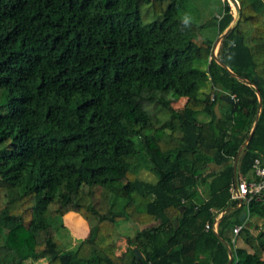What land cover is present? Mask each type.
I'll use <instances>...</instances> for the list:
<instances>
[{
  "label": "trees",
  "instance_id": "1",
  "mask_svg": "<svg viewBox=\"0 0 264 264\" xmlns=\"http://www.w3.org/2000/svg\"><path fill=\"white\" fill-rule=\"evenodd\" d=\"M178 2L0 0V264H264V232L247 220L264 219V201L233 222L245 208L228 190L258 112L237 174L264 164V0H238L217 52L256 84L260 111L255 87L201 33L227 26L228 1L203 23ZM71 212L88 229L73 247L55 230ZM124 222L136 228L119 258Z\"/></svg>",
  "mask_w": 264,
  "mask_h": 264
},
{
  "label": "rangeland",
  "instance_id": "2",
  "mask_svg": "<svg viewBox=\"0 0 264 264\" xmlns=\"http://www.w3.org/2000/svg\"><path fill=\"white\" fill-rule=\"evenodd\" d=\"M178 5H179L178 12H179L180 17L183 19L189 20V21H193L195 23H203L209 19H214L216 18V16L221 14L223 11V0H179ZM230 7H231V10L233 11V8L231 5ZM214 30L215 29L213 28V26L212 27L209 26V27L204 28L201 31V33L202 35H205L209 38H213V33L215 32ZM214 40H215V37L213 38V41ZM209 85H210L209 82H204L200 88L201 89L200 92L208 91L210 88ZM182 104H183V99L181 98L176 99L174 101V106L176 107H180ZM197 117L201 121L206 119V117L202 113L197 114ZM139 176L149 181L155 180V176L147 169H142L139 172ZM74 216H75L74 213L67 214L63 219L64 227H61V228L58 227V229H55L56 237L64 241L70 247H73L76 243H78L84 237L85 231L87 230V225H86L82 229L81 235H78L80 237L74 236L73 233H75L74 232L75 230L77 232H80V229L82 227L81 225L83 222V220L81 222L79 218L75 219ZM247 220H248V223H250L252 227L256 226V229H254L255 230L254 234H258L259 232H264V219H261L260 217L256 215H250ZM51 221H52L54 228H56L57 225L59 224L58 218L52 219ZM117 227H118L119 237L117 238V240L114 242V244L111 247L112 252L116 256L118 255L116 254V252L121 250L120 249L121 244L123 245V243L120 244V241H118L120 240L119 238L129 235L132 228H136V226L131 223L124 222V223H119ZM233 239L235 241L234 242L235 247H238V246L244 247V243L241 239L239 238L236 239V236H234ZM72 241H76V242L73 243ZM124 246L125 245H123V247ZM42 261H45V260L38 259L34 261V264H39Z\"/></svg>",
  "mask_w": 264,
  "mask_h": 264
},
{
  "label": "water",
  "instance_id": "3",
  "mask_svg": "<svg viewBox=\"0 0 264 264\" xmlns=\"http://www.w3.org/2000/svg\"><path fill=\"white\" fill-rule=\"evenodd\" d=\"M227 1H228V3L233 8V14H232V17H231L229 23L227 24V26L216 36L215 40L213 41V43H212L211 57L219 65H221L222 67H224L229 72L230 75H232L233 77H235V78H237L239 80L245 81L247 84L253 85L255 87L256 94H257V97H258V110L260 111V109L262 107V99H261V96H260V91H259L258 87L256 86V84L253 83V82H251L250 80H247V79L243 78L242 76L238 75L234 71H232L217 56V51H216L217 47L220 45L222 39L226 36V34L231 29H233L236 26V24L238 23V21H239V19L241 17V8H240V5L238 3V0H227ZM226 100L229 101V102H232L233 101V99H232L231 96L227 97ZM214 111H215V114L217 115V117L220 116L218 104L215 105ZM258 117H259V112L255 116V119H254V122H253V125H252V128L250 130V133H249L248 137L243 142V144L240 146V148L238 150L237 157L235 158V160L233 162V178H236L237 177V162H238L239 155L241 153L242 148L247 144V142L252 137V135L254 133V130L256 128L257 122H258ZM212 165L215 166V164H212ZM246 216H247L246 211H242L241 214H240V216L238 218H234L232 221L233 222H236V221H240V222L241 221H244L246 219ZM174 223H175V227H176L177 226V218L174 220ZM214 231L216 232V230H214ZM221 240H223V239H221ZM223 242L226 244V246L228 248V254H229V261H228V263H229L232 260V250H231V247L229 246V244L226 241L223 240ZM134 255H135V258L137 260L141 259V257H142V254L139 252V250L137 248H134Z\"/></svg>",
  "mask_w": 264,
  "mask_h": 264
},
{
  "label": "built area",
  "instance_id": "4",
  "mask_svg": "<svg viewBox=\"0 0 264 264\" xmlns=\"http://www.w3.org/2000/svg\"><path fill=\"white\" fill-rule=\"evenodd\" d=\"M228 190L230 199L236 202V207H244L246 214L251 200L264 201V164L261 158L256 157L254 159L251 170L246 177L237 174V177L233 178L230 183ZM219 217L215 218L212 224L213 230H216ZM206 228H209L208 224H206ZM240 229L241 225H236L233 229L234 234L237 235Z\"/></svg>",
  "mask_w": 264,
  "mask_h": 264
},
{
  "label": "crops",
  "instance_id": "5",
  "mask_svg": "<svg viewBox=\"0 0 264 264\" xmlns=\"http://www.w3.org/2000/svg\"><path fill=\"white\" fill-rule=\"evenodd\" d=\"M221 14H219L218 16H216V18L217 17H219ZM215 32L213 33V38L215 37L216 38V36H217V32H216V30H214ZM207 37V36H206ZM212 38V39H213ZM218 48H219V46L217 47V49H216V51L218 52ZM243 211V210H242ZM72 213V212H71ZM68 214H70V213H68ZM75 214V219L76 218H79V220H81V222H82V217H80V215H78V214H76V213H74ZM67 215V214H66ZM65 215V216H66ZM64 216V217H65ZM246 218H247V216H246ZM83 222H85L84 220H83ZM82 222V227H81V229H80V232H77L76 230L74 231L75 233H73L74 234V236L75 237H80V236H78V235H81V233H82V229L86 226V222L85 223H83ZM86 229V228H85ZM87 231H88V229L85 231V234H84V236L87 234ZM134 231H135V228H132V230L130 231V234L129 235H126V236H124V237H120L119 239L120 240H118V241H120V244L121 243H123V245H125L124 247H123V245L121 244V250H119L118 252H116V254H118L117 256L119 257V258H123L124 256H125V254H126V252H127V250L130 248V245H131V236L133 235V233H134ZM234 236H236V235H234ZM73 243H75L76 241H72ZM233 242H235L234 241V239H233ZM118 243V242H117ZM117 245V244H116ZM119 245V244H118ZM45 261H42L41 263H39V264H43Z\"/></svg>",
  "mask_w": 264,
  "mask_h": 264
}]
</instances>
